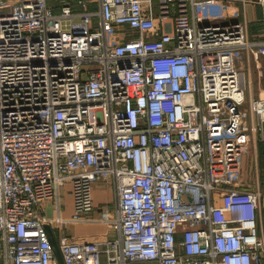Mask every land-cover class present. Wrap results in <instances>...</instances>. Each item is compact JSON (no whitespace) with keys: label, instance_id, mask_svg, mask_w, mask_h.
I'll return each mask as SVG.
<instances>
[{"label":"built area","instance_id":"1","mask_svg":"<svg viewBox=\"0 0 264 264\" xmlns=\"http://www.w3.org/2000/svg\"><path fill=\"white\" fill-rule=\"evenodd\" d=\"M197 1L0 0V264H60L46 225L91 220L98 181L116 233L61 232L65 264H264L261 194L240 184L264 134V97L245 94L264 20L251 40Z\"/></svg>","mask_w":264,"mask_h":264},{"label":"crops","instance_id":"2","mask_svg":"<svg viewBox=\"0 0 264 264\" xmlns=\"http://www.w3.org/2000/svg\"><path fill=\"white\" fill-rule=\"evenodd\" d=\"M197 18L200 22L245 21L251 40H260L263 37L264 10L252 0H198ZM249 66L245 70L246 97H264V56L261 57L258 67L255 64ZM240 184L261 194L257 233L264 237V134L259 130L251 133L248 148L242 157ZM60 201L61 214L65 217L72 216L75 206L71 182L61 184ZM93 203L91 220L72 222L64 225L62 230L55 229L56 239L59 240L61 232L82 241L99 240L115 234L114 231L111 233L108 223L100 220L107 211H110V215L117 212L115 188L98 181L93 187ZM41 208V212L49 216L57 213L53 198L43 201Z\"/></svg>","mask_w":264,"mask_h":264},{"label":"water","instance_id":"3","mask_svg":"<svg viewBox=\"0 0 264 264\" xmlns=\"http://www.w3.org/2000/svg\"><path fill=\"white\" fill-rule=\"evenodd\" d=\"M46 230L48 232V235L50 237V240L52 242L53 248L55 250V253H56L57 257H58V260H59L60 264H65L64 260L62 258L61 251H60V248H59V244H58V241L56 239V236H55V233H54L53 229L51 228L50 225H46Z\"/></svg>","mask_w":264,"mask_h":264},{"label":"rangeland","instance_id":"4","mask_svg":"<svg viewBox=\"0 0 264 264\" xmlns=\"http://www.w3.org/2000/svg\"><path fill=\"white\" fill-rule=\"evenodd\" d=\"M52 1H56V0H52ZM95 22H96V19H95Z\"/></svg>","mask_w":264,"mask_h":264}]
</instances>
